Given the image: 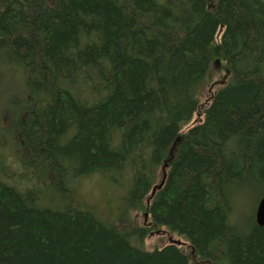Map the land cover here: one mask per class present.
Wrapping results in <instances>:
<instances>
[{"label": "trees", "instance_id": "trees-1", "mask_svg": "<svg viewBox=\"0 0 264 264\" xmlns=\"http://www.w3.org/2000/svg\"><path fill=\"white\" fill-rule=\"evenodd\" d=\"M15 79L0 142L34 182L0 155V264H264V0H0V101ZM91 174L131 176L117 219Z\"/></svg>", "mask_w": 264, "mask_h": 264}, {"label": "rangeland", "instance_id": "rangeland-1", "mask_svg": "<svg viewBox=\"0 0 264 264\" xmlns=\"http://www.w3.org/2000/svg\"><path fill=\"white\" fill-rule=\"evenodd\" d=\"M225 73H226L225 68L222 65L218 64V66L213 67L211 80L213 82L216 81L217 83L219 80L222 79L221 77ZM212 83L208 82L206 87L202 90L200 97L203 103H206L208 101L207 98L211 94L210 86ZM216 83L215 86L213 87L214 92H216L217 88L221 85V83L220 84L219 83L216 84ZM19 84L20 83L17 81V79H15L12 85L16 89H9L6 92V94L3 96L2 100L0 101V107L6 106L8 101L15 103V105L18 107L19 104L17 102L18 100H15L13 97L16 93L22 94L21 90L18 89L20 88ZM17 107H16V112H18L19 110ZM199 118H201V116H199ZM0 122H2V124L4 125L9 126V123L5 119L0 120ZM15 143H16L15 137L10 139V141L5 140L3 143L0 142V155L2 156L5 162L7 160L6 165L10 166L15 174L19 173V180L21 184L25 182L27 184H32L34 182V179L32 178L34 174L30 173L28 170H25L26 167L18 164L15 158L12 156V153L16 151V146H14ZM25 154L26 152L22 154V157H24ZM22 173H25L26 176L21 177ZM130 182H131L130 175H128L126 179H124V182L122 184H116L100 174H91L88 176H84L79 180V183L77 184V187L75 189V193L80 200L87 203L88 205L95 206L101 213L106 214L107 218L117 219L118 218L117 216L120 215L123 206L122 197L126 195L128 189L126 187L130 186ZM263 195L264 192L263 193H259V192L255 193L253 191L246 192L243 207H246V211L249 210L247 214V219L256 221V211H252L251 209L256 208L257 210L258 203ZM236 204L240 206L239 203L236 202ZM232 207L234 208L233 202H232ZM128 215L132 216V219H135L136 223L137 222L143 223L145 220L144 216L140 212L130 211ZM163 230L167 231L165 229ZM169 238L173 242L178 243V245H181L180 247H182L186 253L191 252L190 248L188 247L189 243L186 242L183 238L177 236L176 234L168 235L162 231L160 232L153 231L145 240V248L148 250H154L155 248L162 247L164 244L171 242ZM200 263L201 262L195 260L191 264H200Z\"/></svg>", "mask_w": 264, "mask_h": 264}, {"label": "water", "instance_id": "water-1", "mask_svg": "<svg viewBox=\"0 0 264 264\" xmlns=\"http://www.w3.org/2000/svg\"><path fill=\"white\" fill-rule=\"evenodd\" d=\"M258 211V220L257 222L262 226L264 225V198L261 199V202L259 203Z\"/></svg>", "mask_w": 264, "mask_h": 264}, {"label": "bare ground", "instance_id": "bare-ground-1", "mask_svg": "<svg viewBox=\"0 0 264 264\" xmlns=\"http://www.w3.org/2000/svg\"><path fill=\"white\" fill-rule=\"evenodd\" d=\"M263 198H264V195L262 196L261 199H263ZM261 199H260L259 203L261 202ZM259 203H258L257 209L259 208V205H260ZM257 220H258V211L256 210V222H257ZM257 224L260 225L258 222H257ZM262 226H264V225H262Z\"/></svg>", "mask_w": 264, "mask_h": 264}]
</instances>
